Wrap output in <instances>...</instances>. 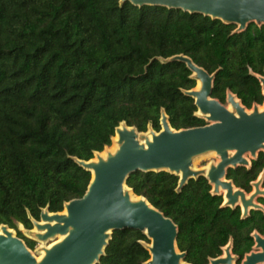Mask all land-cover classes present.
<instances>
[{
  "label": "trees",
  "instance_id": "obj_1",
  "mask_svg": "<svg viewBox=\"0 0 264 264\" xmlns=\"http://www.w3.org/2000/svg\"><path fill=\"white\" fill-rule=\"evenodd\" d=\"M183 55L213 75L212 98L233 94L246 109L264 101V25L238 31L197 13L121 0H0V227L25 230L42 210L62 212L81 197L90 161L111 145L120 125L158 132L162 113L174 130L206 124L185 94L196 80ZM262 178L264 152L226 179L246 193ZM178 227L188 264H208L227 245L238 258L264 235V197L242 216L224 205L206 178L167 171L131 173L125 182ZM149 240L128 229L110 235L96 264H145Z\"/></svg>",
  "mask_w": 264,
  "mask_h": 264
},
{
  "label": "water",
  "instance_id": "obj_2",
  "mask_svg": "<svg viewBox=\"0 0 264 264\" xmlns=\"http://www.w3.org/2000/svg\"><path fill=\"white\" fill-rule=\"evenodd\" d=\"M133 5H157L197 13L228 24L241 31L249 24L264 25V0H121ZM169 61L184 63L198 88L185 94L193 98L203 126L174 130L167 115L162 113L158 132L139 133L133 127L120 125L115 130L117 149L96 160L78 161L92 173L85 193L70 200L62 212L42 210L39 221L33 220L35 232L31 239L46 243L60 237L50 246L41 248L37 259L5 225L0 227V264H96L103 255L110 235L128 229L140 231L150 243V258L145 264H188L185 253L176 245L178 227L174 221L153 207L144 197H132L125 182L134 172L167 171L178 176V188L190 179L206 178L214 194H222L224 205L240 207L242 216L252 209L262 210L257 200L264 197L262 178L252 183L247 194L236 188L226 174L237 168H247L251 160L264 152V108L254 105L251 111L241 105L231 93L227 94L229 110L212 98L213 75L183 55ZM264 95V77H259ZM214 153L216 164L207 169H194L195 158ZM253 250L240 264H264V236L253 234ZM238 258L231 246L224 255L210 259L208 264H235Z\"/></svg>",
  "mask_w": 264,
  "mask_h": 264
},
{
  "label": "rangeland",
  "instance_id": "obj_3",
  "mask_svg": "<svg viewBox=\"0 0 264 264\" xmlns=\"http://www.w3.org/2000/svg\"><path fill=\"white\" fill-rule=\"evenodd\" d=\"M197 87H198V84L196 82V86H195L194 89H196ZM224 105L226 107L229 106L227 102H225ZM258 107H259V109H263L264 108V101H263L262 104L258 105ZM251 110H252V108L251 109H247V111H251ZM196 115H198V112H196ZM149 132L150 131L148 130L147 132H145L143 134L149 135ZM115 145L116 146L113 145V139H112L111 145L108 146V147H105L104 150L101 151V152H99L98 154L101 157H105L107 153H109V152L112 153V152H114L117 149L116 142H115ZM92 160L95 161L96 160V156H94V158ZM218 160H219L218 157L214 153L205 154V155L199 156V157H197V158L194 159V161H193V168L194 169H207L210 165L216 164L218 162ZM90 174H91V177H92V173L91 172H90ZM252 191H253V188H252ZM250 193H247V194H250ZM132 197L134 198L135 196L132 195ZM17 229L20 230V232L25 237H27V238H31L30 237L31 236L30 234L33 233V232H35L34 227L31 230L28 231V230H25L23 228V226L20 225V224L17 225ZM10 230L13 232L14 235H16V230H14V229H10ZM59 238L60 237H57V238H55L53 240H49L46 243H40V242H37L36 241L35 248L33 250H30V251L38 259L42 255L41 248L42 247H45V246H50L52 243H54L55 241H57ZM149 243H150V241H149ZM223 255H224V252H223V254L221 256H223Z\"/></svg>",
  "mask_w": 264,
  "mask_h": 264
},
{
  "label": "bare ground",
  "instance_id": "obj_4",
  "mask_svg": "<svg viewBox=\"0 0 264 264\" xmlns=\"http://www.w3.org/2000/svg\"><path fill=\"white\" fill-rule=\"evenodd\" d=\"M197 84H198V82H197ZM198 85H199V84H198ZM197 88H198V87H197ZM197 88H196V89H197ZM228 105H229V104H228ZM227 108L230 110V109H231L230 105L227 106ZM112 139H113V145L116 146V145H115V142H116V140H117V135H115ZM113 149H114V148H113Z\"/></svg>",
  "mask_w": 264,
  "mask_h": 264
},
{
  "label": "flooded vegetation",
  "instance_id": "obj_5",
  "mask_svg": "<svg viewBox=\"0 0 264 264\" xmlns=\"http://www.w3.org/2000/svg\"><path fill=\"white\" fill-rule=\"evenodd\" d=\"M261 236H264V235H261ZM252 250H253V249H252ZM237 262H238V261H237ZM237 262H236V263H237ZM240 262H241V261H240ZM236 263H235V264H236Z\"/></svg>",
  "mask_w": 264,
  "mask_h": 264
},
{
  "label": "crops",
  "instance_id": "obj_6",
  "mask_svg": "<svg viewBox=\"0 0 264 264\" xmlns=\"http://www.w3.org/2000/svg\"><path fill=\"white\" fill-rule=\"evenodd\" d=\"M258 203V202H257Z\"/></svg>",
  "mask_w": 264,
  "mask_h": 264
}]
</instances>
